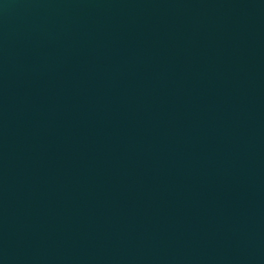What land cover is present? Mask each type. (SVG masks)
I'll return each instance as SVG.
<instances>
[{
    "label": "water",
    "instance_id": "1",
    "mask_svg": "<svg viewBox=\"0 0 264 264\" xmlns=\"http://www.w3.org/2000/svg\"><path fill=\"white\" fill-rule=\"evenodd\" d=\"M0 264H264V0H0Z\"/></svg>",
    "mask_w": 264,
    "mask_h": 264
}]
</instances>
